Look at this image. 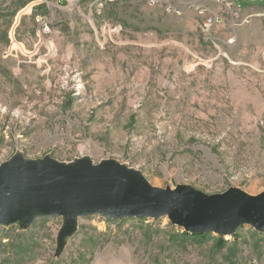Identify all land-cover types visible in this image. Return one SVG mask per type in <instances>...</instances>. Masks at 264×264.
<instances>
[{
    "label": "rangeland",
    "instance_id": "obj_1",
    "mask_svg": "<svg viewBox=\"0 0 264 264\" xmlns=\"http://www.w3.org/2000/svg\"><path fill=\"white\" fill-rule=\"evenodd\" d=\"M93 3L0 0V166L114 160L160 189L263 195L264 0ZM63 222L0 226V264H264L249 226L218 249L168 217L92 215L58 251Z\"/></svg>",
    "mask_w": 264,
    "mask_h": 264
},
{
    "label": "water",
    "instance_id": "obj_2",
    "mask_svg": "<svg viewBox=\"0 0 264 264\" xmlns=\"http://www.w3.org/2000/svg\"><path fill=\"white\" fill-rule=\"evenodd\" d=\"M161 219L197 235L233 236L249 226L264 233V194L237 190L207 195L191 186H152L114 160L94 165L76 159L28 160L21 154L0 166V226L30 228L44 217H62L58 251L77 231L80 218Z\"/></svg>",
    "mask_w": 264,
    "mask_h": 264
},
{
    "label": "built area",
    "instance_id": "obj_3",
    "mask_svg": "<svg viewBox=\"0 0 264 264\" xmlns=\"http://www.w3.org/2000/svg\"><path fill=\"white\" fill-rule=\"evenodd\" d=\"M40 2H43L44 0H38ZM67 1H71V2H77V1H81V0H67ZM116 0H94L93 5L90 7V10L93 12H99V14H101L102 9L105 7V5L107 3H112ZM148 2V0H147ZM160 2V0H155V5H157ZM153 6V5H151ZM168 9V7H167ZM168 11L172 12V13H177V14H181V11H179L178 9H175L172 6H169ZM200 14H205V11H201ZM219 18L216 17L215 19H212V17H207L206 21L204 23V27H203V31L205 32L206 35L211 36V29L212 27L219 23ZM121 27L118 26H113L110 23H108V28H102V30L105 32L106 30H113L116 33H120L121 32Z\"/></svg>",
    "mask_w": 264,
    "mask_h": 264
},
{
    "label": "trees",
    "instance_id": "obj_4",
    "mask_svg": "<svg viewBox=\"0 0 264 264\" xmlns=\"http://www.w3.org/2000/svg\"><path fill=\"white\" fill-rule=\"evenodd\" d=\"M182 234L184 236H186L187 238L192 237L195 240H200L201 238H207V237H211L212 236V234L211 235H197V234H192V233H188V232H185V231H183ZM216 242H217L216 245H217L218 249L224 248L226 246V244H227V241L224 240V237H217Z\"/></svg>",
    "mask_w": 264,
    "mask_h": 264
},
{
    "label": "bare ground",
    "instance_id": "obj_5",
    "mask_svg": "<svg viewBox=\"0 0 264 264\" xmlns=\"http://www.w3.org/2000/svg\"><path fill=\"white\" fill-rule=\"evenodd\" d=\"M227 238H228V239H230V238H231V236H228Z\"/></svg>",
    "mask_w": 264,
    "mask_h": 264
}]
</instances>
